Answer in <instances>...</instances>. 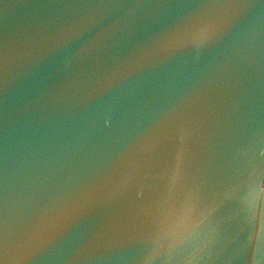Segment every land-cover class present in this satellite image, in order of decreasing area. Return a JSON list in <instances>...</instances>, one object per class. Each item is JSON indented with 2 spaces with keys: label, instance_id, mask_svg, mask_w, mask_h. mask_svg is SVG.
<instances>
[{
  "label": "water",
  "instance_id": "1",
  "mask_svg": "<svg viewBox=\"0 0 264 264\" xmlns=\"http://www.w3.org/2000/svg\"><path fill=\"white\" fill-rule=\"evenodd\" d=\"M0 264H264V0H0Z\"/></svg>",
  "mask_w": 264,
  "mask_h": 264
},
{
  "label": "clouds",
  "instance_id": "2",
  "mask_svg": "<svg viewBox=\"0 0 264 264\" xmlns=\"http://www.w3.org/2000/svg\"><path fill=\"white\" fill-rule=\"evenodd\" d=\"M150 252H151V249H150V251L148 252V254H147V255H149V254H150ZM147 255H146V256H147ZM146 256H145V257H146ZM157 257H158V256H157ZM157 257H156V258H157ZM156 258H155V259H156ZM144 259H145V258H144Z\"/></svg>",
  "mask_w": 264,
  "mask_h": 264
}]
</instances>
